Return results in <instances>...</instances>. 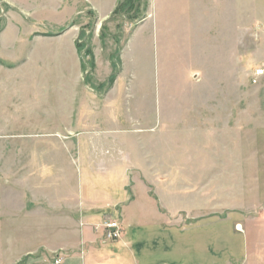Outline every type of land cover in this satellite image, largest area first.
Wrapping results in <instances>:
<instances>
[{"label": "rangeland", "instance_id": "obj_1", "mask_svg": "<svg viewBox=\"0 0 264 264\" xmlns=\"http://www.w3.org/2000/svg\"><path fill=\"white\" fill-rule=\"evenodd\" d=\"M42 1L0 0V264L39 252L19 248L35 237L28 215L52 199L45 183L78 189L89 149L139 143L158 144L173 218L207 232L209 256L191 233L177 264H264V74L250 82L264 64V0H236L195 35L155 27L151 0H119L96 24L90 0L66 12Z\"/></svg>", "mask_w": 264, "mask_h": 264}, {"label": "crops", "instance_id": "obj_2", "mask_svg": "<svg viewBox=\"0 0 264 264\" xmlns=\"http://www.w3.org/2000/svg\"><path fill=\"white\" fill-rule=\"evenodd\" d=\"M11 2L17 5V0ZM90 2L92 4L88 8L97 15L96 24L98 18H108L119 0ZM36 4L41 9L52 8L57 12H66L69 8L67 0H43ZM228 5H234V12H237V7H242L237 6L236 0H151L149 6L154 13L155 27L161 24L163 28V21L172 20L175 30L187 28L189 35H195L206 32L201 28L193 31L196 25H201V19L206 25L204 29L212 33V16L223 14ZM17 6L23 8L20 4ZM77 11L80 10L72 9L71 14ZM166 13H169V18L165 17ZM7 48H1L5 55ZM7 56L11 57L10 54ZM157 149V143L89 149L87 163L95 161L93 167L83 170V184L91 186L89 194L84 191L83 184L76 189L45 183L46 190H54L52 199H48L40 215H28L27 222L36 230L31 235L35 237L27 241L29 245L19 248L23 249L24 255L35 250L39 252L24 264H99L97 254L102 252L107 253L108 259L118 262L132 260L136 264H161L169 258L172 264H177L181 263L183 244H190L191 237L196 238L197 235H200L202 252L207 258V232L189 229L188 225L180 226L178 218H173L179 207L171 203L163 204L159 190L161 177L154 171L159 158L151 152ZM146 158L150 160V168ZM170 175L173 177L175 173H167V178ZM109 212H118L122 224V235L116 240L106 239L98 226L105 215L111 216ZM56 258L60 260L57 263Z\"/></svg>", "mask_w": 264, "mask_h": 264}, {"label": "built area", "instance_id": "obj_3", "mask_svg": "<svg viewBox=\"0 0 264 264\" xmlns=\"http://www.w3.org/2000/svg\"><path fill=\"white\" fill-rule=\"evenodd\" d=\"M264 74V64L260 63V65L254 69L252 74L250 75L251 83H258L261 78V75ZM99 227L102 228L104 237L108 240L117 239L121 234V221L118 218L112 217H104ZM97 226V227H98ZM59 258L55 259V263L59 262Z\"/></svg>", "mask_w": 264, "mask_h": 264}]
</instances>
